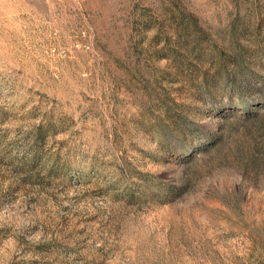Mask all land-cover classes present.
Instances as JSON below:
<instances>
[{
    "label": "rangeland",
    "instance_id": "374dc122",
    "mask_svg": "<svg viewBox=\"0 0 264 264\" xmlns=\"http://www.w3.org/2000/svg\"><path fill=\"white\" fill-rule=\"evenodd\" d=\"M0 264H264V0H0Z\"/></svg>",
    "mask_w": 264,
    "mask_h": 264
}]
</instances>
